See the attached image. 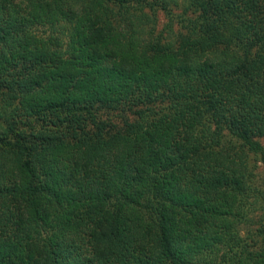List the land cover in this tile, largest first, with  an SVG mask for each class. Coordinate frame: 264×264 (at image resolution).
Listing matches in <instances>:
<instances>
[{
  "label": "trees",
  "instance_id": "obj_1",
  "mask_svg": "<svg viewBox=\"0 0 264 264\" xmlns=\"http://www.w3.org/2000/svg\"><path fill=\"white\" fill-rule=\"evenodd\" d=\"M261 139L264 0H0V264H264Z\"/></svg>",
  "mask_w": 264,
  "mask_h": 264
},
{
  "label": "rangeland",
  "instance_id": "obj_2",
  "mask_svg": "<svg viewBox=\"0 0 264 264\" xmlns=\"http://www.w3.org/2000/svg\"><path fill=\"white\" fill-rule=\"evenodd\" d=\"M190 16L191 12L184 7L182 2L177 4V8H174L171 14H166L164 11L156 12L152 20L147 21L144 25V30L148 28L147 30L150 29L153 32V35L146 39L153 43L160 44L175 42L174 44L176 47H180L183 41L192 40L194 42H199L200 39L196 37L197 35L188 33L185 29L186 22L184 20ZM43 31H45L43 36H48L52 32L49 27L45 28ZM38 34L41 36L42 32L38 31ZM260 143L264 148V139H261ZM250 168L253 172V176L248 184L256 190V193L260 192L264 194V166L259 161V158L253 157L250 159ZM249 193L250 192L247 190L246 195H244L247 197ZM253 196L254 194H251V198H248L251 200L250 202L254 201ZM257 211L259 212L254 214V218H252L248 224L239 226L240 235L246 240L250 237V233H257L258 228L261 227L260 221L264 215V197L263 201L261 200L260 202V209Z\"/></svg>",
  "mask_w": 264,
  "mask_h": 264
}]
</instances>
